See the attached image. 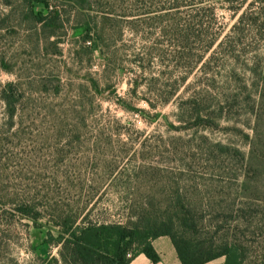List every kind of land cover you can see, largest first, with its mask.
Segmentation results:
<instances>
[{
	"label": "rangeland",
	"instance_id": "1",
	"mask_svg": "<svg viewBox=\"0 0 264 264\" xmlns=\"http://www.w3.org/2000/svg\"><path fill=\"white\" fill-rule=\"evenodd\" d=\"M195 28L228 35L232 54L214 46L190 70L205 45L180 34ZM249 69L264 72V0H0V264H63L61 244L38 245L143 223L264 264V96Z\"/></svg>",
	"mask_w": 264,
	"mask_h": 264
},
{
	"label": "trees",
	"instance_id": "2",
	"mask_svg": "<svg viewBox=\"0 0 264 264\" xmlns=\"http://www.w3.org/2000/svg\"><path fill=\"white\" fill-rule=\"evenodd\" d=\"M30 5L45 4V0H29ZM198 16V15H196ZM38 20H42V12L37 13ZM215 19L214 15L212 17ZM247 19V20H246ZM239 24L255 23L254 16L245 18L244 12H242L238 18ZM247 21V22H245ZM249 21V22H248ZM199 26H200V22ZM197 23V26H198ZM253 23V24H254ZM235 37L238 39L241 36L242 29L239 26H235ZM221 31L215 33H208L201 30V28L189 31V34H180V45H185L184 41L190 37L191 43L195 45H205L204 50H198V54L194 59V64L190 67L195 68L196 65L202 62L205 53L210 51L214 46L220 51V57L229 56L232 54L233 45L227 42L225 35L218 43ZM84 38H90L87 32ZM233 41V40H232ZM217 43V45H215ZM230 49V51H229ZM210 54L206 59L207 62L202 66L210 67L217 66L219 59L216 58V53ZM181 60L185 57V53H180ZM212 61V62H211ZM212 63V65H211ZM178 68L184 69L185 66ZM184 71L181 75V79L185 80L186 74L189 71ZM183 71V70H182ZM249 73L252 79L258 78L261 85L259 89V95L261 98L264 96V72L260 76L256 69H249ZM214 76V75H213ZM258 80L255 82L258 85ZM165 225V224H164ZM186 226H189V224ZM152 224L143 223L133 228H127L121 225H88L84 227L66 228L62 231L61 235L54 238L49 236L48 239H44L43 242L38 245L42 248L35 247L40 256L45 244H48L49 240H53L57 244H61V261L63 264H129L131 260L139 253L144 254L151 262L157 263L160 260L159 254L154 250L151 239L160 235L169 236L172 244L176 250L177 256L181 264H204L211 260H215L219 257H225L224 264H243L244 252L240 245L236 243H216L212 239L205 240L200 237L197 230L184 233L182 235H176L171 232L169 225H165L164 228L154 229ZM130 253V255H128ZM56 260H47L44 264H53Z\"/></svg>",
	"mask_w": 264,
	"mask_h": 264
},
{
	"label": "crops",
	"instance_id": "3",
	"mask_svg": "<svg viewBox=\"0 0 264 264\" xmlns=\"http://www.w3.org/2000/svg\"><path fill=\"white\" fill-rule=\"evenodd\" d=\"M151 244L154 250L160 256L159 262L153 263L144 254L139 253L131 260L129 264H181L169 236L160 235L152 238Z\"/></svg>",
	"mask_w": 264,
	"mask_h": 264
},
{
	"label": "built area",
	"instance_id": "4",
	"mask_svg": "<svg viewBox=\"0 0 264 264\" xmlns=\"http://www.w3.org/2000/svg\"><path fill=\"white\" fill-rule=\"evenodd\" d=\"M128 255H130V254H128Z\"/></svg>",
	"mask_w": 264,
	"mask_h": 264
}]
</instances>
